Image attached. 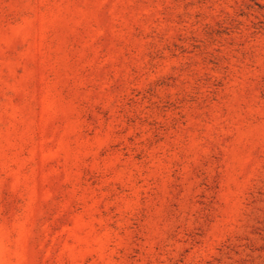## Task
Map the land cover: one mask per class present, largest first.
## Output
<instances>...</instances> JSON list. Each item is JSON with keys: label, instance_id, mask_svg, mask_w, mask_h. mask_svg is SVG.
I'll return each instance as SVG.
<instances>
[{"label": "rangeland", "instance_id": "374dc122", "mask_svg": "<svg viewBox=\"0 0 264 264\" xmlns=\"http://www.w3.org/2000/svg\"><path fill=\"white\" fill-rule=\"evenodd\" d=\"M0 264H264V0H0Z\"/></svg>", "mask_w": 264, "mask_h": 264}]
</instances>
